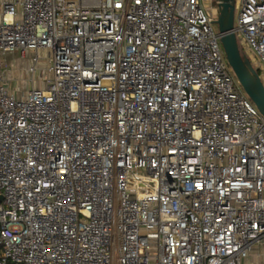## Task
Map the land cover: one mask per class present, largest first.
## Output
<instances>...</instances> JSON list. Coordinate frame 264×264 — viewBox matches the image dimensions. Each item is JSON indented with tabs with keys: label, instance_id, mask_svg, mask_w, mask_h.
Wrapping results in <instances>:
<instances>
[{
	"label": "built area",
	"instance_id": "1",
	"mask_svg": "<svg viewBox=\"0 0 264 264\" xmlns=\"http://www.w3.org/2000/svg\"><path fill=\"white\" fill-rule=\"evenodd\" d=\"M216 3L0 0V264H255L264 115ZM234 7L264 83V0Z\"/></svg>",
	"mask_w": 264,
	"mask_h": 264
},
{
	"label": "water",
	"instance_id": "2",
	"mask_svg": "<svg viewBox=\"0 0 264 264\" xmlns=\"http://www.w3.org/2000/svg\"><path fill=\"white\" fill-rule=\"evenodd\" d=\"M219 16L215 21L220 40L236 78L245 93L264 115V83L251 64L250 59L241 53L234 28V0H218ZM3 197L0 196V201Z\"/></svg>",
	"mask_w": 264,
	"mask_h": 264
},
{
	"label": "rangeland",
	"instance_id": "3",
	"mask_svg": "<svg viewBox=\"0 0 264 264\" xmlns=\"http://www.w3.org/2000/svg\"><path fill=\"white\" fill-rule=\"evenodd\" d=\"M95 1V0H94ZM208 1V3H209V0H207ZM211 5H212V7H214V6H216L217 5V3H216V0H211ZM237 17V13H235V18ZM214 28H215V30L216 31H218V26L216 25V24H214ZM238 42H239V47H240V50L241 51H243V48H244V46H243V43H242V40L239 38L238 39ZM250 58H251V60L253 61V58H252V56H250ZM12 62H13V59H11V57H8L7 59H6V65L8 66V68H10V69H13V65H12ZM17 62H19V68H21V67H23L22 66V64L24 63V60L23 59H18V61ZM41 63H42V65L43 66H45L46 65V57H45V55H42V57H41ZM254 63V62H253ZM13 72H14V70H13ZM12 72V73H13ZM4 73L6 74V76H8V77H10V72L7 70V68H6V66H5V69H4ZM44 76H46V74L44 73L43 74ZM12 84V83H11ZM261 253L262 255H259V254ZM254 256H252V261L255 263V264H264V248H258L257 250H256V252H254V254H253Z\"/></svg>",
	"mask_w": 264,
	"mask_h": 264
},
{
	"label": "crops",
	"instance_id": "4",
	"mask_svg": "<svg viewBox=\"0 0 264 264\" xmlns=\"http://www.w3.org/2000/svg\"><path fill=\"white\" fill-rule=\"evenodd\" d=\"M8 57H11V59L16 60V67H17V68L10 69V68H8V66L6 67L7 70L10 72V77H9V78L11 79V83H12V84H10L11 89H12V90H15V89L17 88L18 85L21 86V83H22V81H23V80H21V79H24V81H25V77L23 76V69H24V67L26 66V61H24V63L22 64L23 67L19 68V62H17L18 59L21 60L19 54H18V53H16V54H11V55L7 56V58H8ZM13 70H14V72H13ZM12 72H13V73H12ZM5 75H6V74H5ZM24 81H23V82H24ZM22 87H23L24 89H27V88H28V84H26V83L24 82V84H22Z\"/></svg>",
	"mask_w": 264,
	"mask_h": 264
}]
</instances>
